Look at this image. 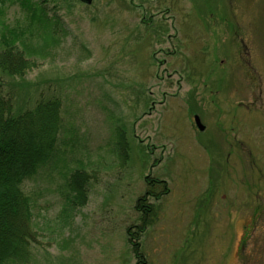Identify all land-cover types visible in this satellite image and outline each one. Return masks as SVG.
<instances>
[{"label":"rangeland","instance_id":"374dc122","mask_svg":"<svg viewBox=\"0 0 264 264\" xmlns=\"http://www.w3.org/2000/svg\"><path fill=\"white\" fill-rule=\"evenodd\" d=\"M15 38L35 65L1 95L61 100L67 162L24 184L31 264H138L137 242L145 264H264V0H0ZM65 166L90 176L74 213Z\"/></svg>","mask_w":264,"mask_h":264},{"label":"trees","instance_id":"16d2710c","mask_svg":"<svg viewBox=\"0 0 264 264\" xmlns=\"http://www.w3.org/2000/svg\"><path fill=\"white\" fill-rule=\"evenodd\" d=\"M23 6L30 11L35 21H43L46 16L43 7L40 9L36 5L32 8L28 2ZM35 33L34 36L39 38V31ZM20 35L22 38L24 31H20ZM19 40L15 38L13 43L6 42L7 46L0 49V72L12 77H23L35 65L25 54V39L20 41L25 52L18 49ZM2 44L4 46L5 42ZM62 129L60 99H40L33 107L21 112L14 107L12 98L2 97L0 92V154L6 155L5 159H0V264H31L36 234L33 229L32 201L23 187L43 167L67 164L61 158H64V153L58 147ZM64 169L65 206L67 211L74 213L86 203L83 199L90 176L87 179L85 172L69 171L70 167L66 166ZM153 182V188L150 186L147 193H154L157 201L168 193V189L164 185L161 192L154 191V186L160 183ZM78 183L81 185L78 186ZM144 210L148 215L142 217V224L136 231L131 230L133 235L138 230L140 236L156 221L153 208L148 206ZM138 243L134 251L138 264H145Z\"/></svg>","mask_w":264,"mask_h":264},{"label":"water","instance_id":"95a60500","mask_svg":"<svg viewBox=\"0 0 264 264\" xmlns=\"http://www.w3.org/2000/svg\"><path fill=\"white\" fill-rule=\"evenodd\" d=\"M82 1L87 3V4H91L93 0H82ZM195 120H196V123L198 124L199 129L204 130V127L200 123V119L198 117H196Z\"/></svg>","mask_w":264,"mask_h":264},{"label":"bare ground","instance_id":"6f19581e","mask_svg":"<svg viewBox=\"0 0 264 264\" xmlns=\"http://www.w3.org/2000/svg\"><path fill=\"white\" fill-rule=\"evenodd\" d=\"M5 158H6V155L5 154H0V159H5ZM80 185H81V183H78V186H80Z\"/></svg>","mask_w":264,"mask_h":264}]
</instances>
